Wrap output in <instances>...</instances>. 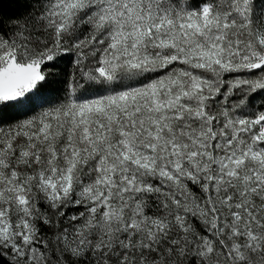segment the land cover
<instances>
[{"label": "snow or ice", "instance_id": "6c2138e0", "mask_svg": "<svg viewBox=\"0 0 264 264\" xmlns=\"http://www.w3.org/2000/svg\"><path fill=\"white\" fill-rule=\"evenodd\" d=\"M0 264H264V0H0Z\"/></svg>", "mask_w": 264, "mask_h": 264}]
</instances>
